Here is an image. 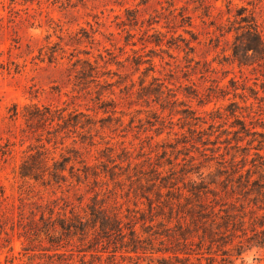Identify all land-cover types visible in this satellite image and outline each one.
Instances as JSON below:
<instances>
[{"label": "rangeland", "instance_id": "1", "mask_svg": "<svg viewBox=\"0 0 264 264\" xmlns=\"http://www.w3.org/2000/svg\"><path fill=\"white\" fill-rule=\"evenodd\" d=\"M242 7L264 41V0H0V264H264Z\"/></svg>", "mask_w": 264, "mask_h": 264}, {"label": "trees", "instance_id": "2", "mask_svg": "<svg viewBox=\"0 0 264 264\" xmlns=\"http://www.w3.org/2000/svg\"><path fill=\"white\" fill-rule=\"evenodd\" d=\"M239 11H240L239 15H241L240 16L241 22H245L246 24L239 26V29L241 28L244 30L241 33H238V35L236 36V41L234 45V55L242 63V59L239 56L240 47L243 46L246 52L251 51L253 52V54H264V41L262 38L261 30L259 29V23L255 15L252 13L247 14L246 13L247 10L245 7L240 8ZM38 114L42 115L41 118L45 117V114L40 109H38ZM68 159H69L68 157H64L62 162H56L54 164L55 171L52 173V175L55 179H57V182H59L60 179L66 180L65 179L66 176L64 172L66 170V162L68 161ZM39 169L40 168L36 167L33 162H30V160H25L21 165L20 174L24 178H37L36 171H38ZM101 211L102 210H97V209L93 210V212L91 213L92 217L94 216L93 221L97 222L98 216H96V214L97 212H101ZM61 220L63 221L61 222V228L63 230H68L69 232H71V230L73 229L75 233L79 230L84 231L83 228L84 224L81 219L77 220V223L74 222L65 223L64 220L66 219H61ZM109 225L112 224L101 221L102 227H108ZM260 225L261 227H263V229L257 231L256 228H254L253 229L254 235L251 237V239H254V243L256 245L264 247V221L261 222ZM56 229L57 227L54 224L53 230ZM132 232L134 233L135 230H132Z\"/></svg>", "mask_w": 264, "mask_h": 264}]
</instances>
